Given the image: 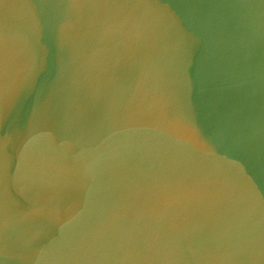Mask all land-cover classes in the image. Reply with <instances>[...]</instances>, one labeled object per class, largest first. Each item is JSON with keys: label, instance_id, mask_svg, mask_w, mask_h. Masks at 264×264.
I'll list each match as a JSON object with an SVG mask.
<instances>
[{"label": "water", "instance_id": "obj_1", "mask_svg": "<svg viewBox=\"0 0 264 264\" xmlns=\"http://www.w3.org/2000/svg\"><path fill=\"white\" fill-rule=\"evenodd\" d=\"M0 264H264V0H0Z\"/></svg>", "mask_w": 264, "mask_h": 264}]
</instances>
